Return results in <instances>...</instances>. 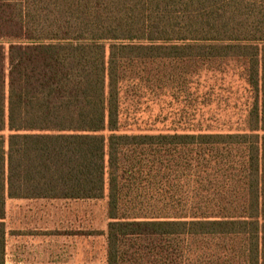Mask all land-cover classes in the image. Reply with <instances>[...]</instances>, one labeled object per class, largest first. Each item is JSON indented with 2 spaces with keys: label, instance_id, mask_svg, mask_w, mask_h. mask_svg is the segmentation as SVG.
<instances>
[{
  "label": "trees",
  "instance_id": "1",
  "mask_svg": "<svg viewBox=\"0 0 264 264\" xmlns=\"http://www.w3.org/2000/svg\"><path fill=\"white\" fill-rule=\"evenodd\" d=\"M229 63L233 124L124 127ZM106 196V264H264V0H0V264L8 199Z\"/></svg>",
  "mask_w": 264,
  "mask_h": 264
},
{
  "label": "rangeland",
  "instance_id": "2",
  "mask_svg": "<svg viewBox=\"0 0 264 264\" xmlns=\"http://www.w3.org/2000/svg\"><path fill=\"white\" fill-rule=\"evenodd\" d=\"M236 67L237 64L229 63L221 72L181 76V88L171 89L168 81L162 82V88L157 91L159 96L150 92L132 101V96L127 95L124 127L136 131L154 123L155 129H170L197 123V120L204 126L233 124L237 115L232 116L242 112L256 97L246 83V76H238ZM54 204L57 210L60 208V218L55 221L41 219L40 224L32 227L15 221L13 210L16 206L10 205V216L6 219L10 230L7 264H106L110 221L107 196L97 200H62ZM28 236L37 246L31 257L26 252L25 242L20 243L23 249L13 252V239Z\"/></svg>",
  "mask_w": 264,
  "mask_h": 264
},
{
  "label": "crops",
  "instance_id": "3",
  "mask_svg": "<svg viewBox=\"0 0 264 264\" xmlns=\"http://www.w3.org/2000/svg\"><path fill=\"white\" fill-rule=\"evenodd\" d=\"M62 200L76 201V199H14V198L8 199V203H7L8 209H7L6 219L10 216L9 207L10 205H13V206H16L15 209L13 210V218L18 223L20 221H23L24 224H27L32 227L36 224H40L41 219H44V220L48 219L49 221L51 220L55 221L57 217L60 218V208H58L57 210L56 204L54 203L56 201H62ZM9 231H10L9 228L7 227L8 237L10 236ZM8 237H7V257H8V247H9ZM23 242L26 243L25 244L26 249H28V251L26 252L31 257L30 254L36 251L37 246L34 245V242H35L34 239L29 236L28 238H21L17 240L13 239V244H14L13 249L14 250L12 249V251L19 252L20 250L18 249L22 248L20 247V243H23Z\"/></svg>",
  "mask_w": 264,
  "mask_h": 264
}]
</instances>
